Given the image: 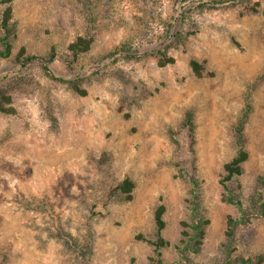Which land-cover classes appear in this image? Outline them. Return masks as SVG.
<instances>
[{
    "label": "rangeland",
    "instance_id": "rangeland-1",
    "mask_svg": "<svg viewBox=\"0 0 264 264\" xmlns=\"http://www.w3.org/2000/svg\"><path fill=\"white\" fill-rule=\"evenodd\" d=\"M224 1L13 0L17 35L0 57V101L4 92L15 108L0 110V264H159L161 203L165 264L222 261L228 215L240 211L222 200L220 180L247 98L249 159L234 186L245 209L264 173V0ZM79 35L94 41L73 60ZM22 47L54 48L56 78L39 60L18 64ZM160 50L175 62L160 66ZM191 176L210 224L185 262L176 246ZM126 178L132 199L119 189ZM232 247L234 257L263 254L264 217L240 226Z\"/></svg>",
    "mask_w": 264,
    "mask_h": 264
},
{
    "label": "trees",
    "instance_id": "trees-1",
    "mask_svg": "<svg viewBox=\"0 0 264 264\" xmlns=\"http://www.w3.org/2000/svg\"><path fill=\"white\" fill-rule=\"evenodd\" d=\"M237 0H225L224 2H236ZM4 4L3 11L1 13L0 19V43L2 48L0 49V57L8 58L12 53L13 40L16 38V24L13 21L14 8L13 0H2ZM221 3H223L221 1ZM94 38L92 36L79 35L73 40L69 46V54L73 60L77 59L81 53H85L90 50ZM166 49V48H165ZM161 57L159 58V65L165 66L175 62V57L167 56L164 50H160ZM56 59V51L54 48L50 51L49 54L45 56H36V55H26L25 47H22L20 52L16 56V62L21 66L26 65L29 62L39 60L42 63V68L45 74L50 77L56 78L54 72L51 69L52 63ZM191 66L194 73L197 76H202L203 74V65L198 61L193 59L191 61ZM75 88L86 94V91L81 90L77 85ZM2 100L0 101V110L5 113H14L15 108L11 105L6 106L4 102L11 103V96L1 92ZM243 110L240 118L239 124L236 129V135L238 137L237 144L239 149L236 155L226 161L223 165V173L221 175V184L224 188L222 193V200L233 204L240 211L238 217L233 215H228L227 218V229L226 237L227 243L225 244V254L222 261L219 264H263L264 263V253L257 254L255 258L245 257V256H233V242L236 235V231L240 226L249 224L253 219L264 217V173L260 174L256 178L255 186L252 193L248 197L249 208L245 209L243 201L239 193L235 190L236 188H241V184L237 182V178L243 173V164L249 159V152L245 148V143L243 139V129L244 123L248 119L249 113L252 111L251 103L248 101ZM193 113L189 112L187 115L188 127L193 129ZM190 190L189 197L186 201L188 204V216L186 219L181 221V239L177 244L176 248L179 255L186 262L188 259V254L198 253L201 251L204 238L206 234V227L210 224V219L205 216L202 211V206L200 202V182L194 177L191 176L190 179ZM233 185V187H231ZM235 186V187H234ZM135 187L134 181L130 178L124 179L119 185V189L123 194H125L126 199H132V191ZM26 201V199H25ZM29 202V201H28ZM37 204H41V201H37ZM34 201L27 203L29 206L32 204L35 206ZM42 205L47 206L46 203ZM167 207L164 203L158 205L155 210V222L157 225V239L151 243L155 245V252L159 257V264H165L162 256V248L168 245V241L162 236V231L166 227V220L164 215L166 213ZM66 234L59 233L58 237L62 238L66 243L65 246L73 247L75 244L71 242V239L64 237Z\"/></svg>",
    "mask_w": 264,
    "mask_h": 264
}]
</instances>
